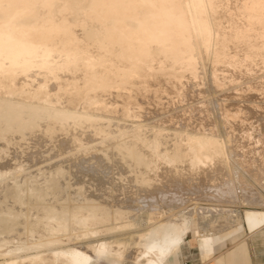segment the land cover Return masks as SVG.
I'll return each mask as SVG.
<instances>
[{
	"label": "bare ground",
	"instance_id": "bare-ground-1",
	"mask_svg": "<svg viewBox=\"0 0 264 264\" xmlns=\"http://www.w3.org/2000/svg\"><path fill=\"white\" fill-rule=\"evenodd\" d=\"M54 2L0 56V264H180L264 227L260 0Z\"/></svg>",
	"mask_w": 264,
	"mask_h": 264
},
{
	"label": "snow or ice",
	"instance_id": "snow-or-ice-1",
	"mask_svg": "<svg viewBox=\"0 0 264 264\" xmlns=\"http://www.w3.org/2000/svg\"><path fill=\"white\" fill-rule=\"evenodd\" d=\"M248 7V5H245ZM57 7L67 8L69 5H58L54 2V0H34L32 3L21 4L19 0H0V56L7 54L11 57L13 55V46L19 45V42L16 40V34L21 31V28L28 23L29 20H35L37 23L41 19H46L49 23H56V18L51 17L50 10L55 9ZM75 8L85 10V15L87 17L90 11H94L96 9H134L138 7H176L175 5H141V4H133V3H124L121 0H116V2L111 3H96L93 0L92 3L87 4H75ZM252 7H257V5H252ZM262 18H264V0H260L258 5ZM21 8L27 10V15H22L19 11ZM92 23L94 25L95 30L101 31L105 29L107 24V18L103 15H95L92 19ZM68 25L67 21H61L60 24L57 25V28L64 27L66 30ZM85 31L88 30L87 22L83 24ZM33 29H29L31 31ZM55 35L52 36L53 42H55ZM79 43H84L82 39ZM156 43L154 40H148L145 42L146 47L150 50L152 44ZM25 47L31 48L32 45H24ZM87 55V53H85ZM91 63V61H89Z\"/></svg>",
	"mask_w": 264,
	"mask_h": 264
},
{
	"label": "crops",
	"instance_id": "crops-1",
	"mask_svg": "<svg viewBox=\"0 0 264 264\" xmlns=\"http://www.w3.org/2000/svg\"><path fill=\"white\" fill-rule=\"evenodd\" d=\"M191 235L189 233L179 247L180 264H264V227L251 234L240 227L226 231L206 249Z\"/></svg>",
	"mask_w": 264,
	"mask_h": 264
},
{
	"label": "rangeland",
	"instance_id": "rangeland-1",
	"mask_svg": "<svg viewBox=\"0 0 264 264\" xmlns=\"http://www.w3.org/2000/svg\"><path fill=\"white\" fill-rule=\"evenodd\" d=\"M184 246H185V247H187V246H188V244H187V243H185V244H184Z\"/></svg>",
	"mask_w": 264,
	"mask_h": 264
}]
</instances>
